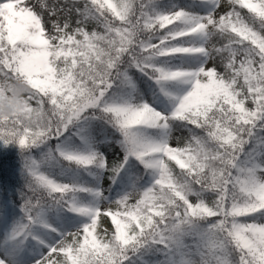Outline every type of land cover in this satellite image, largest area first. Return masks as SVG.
Instances as JSON below:
<instances>
[{"label":"snow or ice","instance_id":"obj_1","mask_svg":"<svg viewBox=\"0 0 264 264\" xmlns=\"http://www.w3.org/2000/svg\"><path fill=\"white\" fill-rule=\"evenodd\" d=\"M39 7L0 0V264H264V0Z\"/></svg>","mask_w":264,"mask_h":264},{"label":"trees","instance_id":"obj_2","mask_svg":"<svg viewBox=\"0 0 264 264\" xmlns=\"http://www.w3.org/2000/svg\"><path fill=\"white\" fill-rule=\"evenodd\" d=\"M93 27L94 24L89 25L90 29ZM188 130L191 133V130ZM51 143L54 146L55 141H51ZM176 171L179 172V169L177 168ZM22 185L23 177L21 175L19 149L15 146L4 147L0 144V195L6 201H16L18 203V192Z\"/></svg>","mask_w":264,"mask_h":264},{"label":"rangeland","instance_id":"obj_3","mask_svg":"<svg viewBox=\"0 0 264 264\" xmlns=\"http://www.w3.org/2000/svg\"><path fill=\"white\" fill-rule=\"evenodd\" d=\"M28 2L29 4H35L37 6V9H36L37 11L43 10L39 7L41 4H46L48 11H50L52 8H56L57 11L59 12L60 9H65L66 5L71 6L74 3L81 2V0H28ZM222 3L226 4V0H222ZM220 11L222 13L224 9L222 8ZM66 14L67 12L65 9V12L63 15H66ZM63 15L59 16L58 18H63ZM46 18H47V12H46ZM209 66H211V64ZM190 137H191V133L188 131V129L178 128L173 131V137H172L171 143L173 144V146H176L178 144L183 145L190 139ZM105 150L106 152H108L109 158L111 159V152L113 151V149L106 148ZM10 203L11 201L4 200V198L0 195V206H2L3 204H10ZM107 207H108L107 204L102 205V212ZM111 207L113 208V210H115L116 205L113 203ZM110 223H111L110 217H106L102 214L101 217L99 218L97 231L102 232L104 229H110L111 227Z\"/></svg>","mask_w":264,"mask_h":264}]
</instances>
